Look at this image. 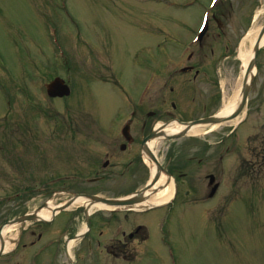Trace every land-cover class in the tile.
Here are the masks:
<instances>
[{
    "label": "rangeland",
    "instance_id": "1",
    "mask_svg": "<svg viewBox=\"0 0 264 264\" xmlns=\"http://www.w3.org/2000/svg\"><path fill=\"white\" fill-rule=\"evenodd\" d=\"M208 3L209 0H0V170L9 176L22 175L16 162L6 161L10 157L20 159L21 155L26 158L28 148L32 151L41 146L51 156L55 151H59L58 158L61 153L65 159L75 154L86 163V156L78 155L71 137L63 136L65 131L56 128L76 124L83 129H102L98 138L105 139L107 121L120 114L119 110L127 109L128 102L133 103L148 70L165 61L169 71L165 69L166 75L157 82L149 107H163L184 121L217 114L223 101L242 86L239 48L249 50L253 38H246L243 44L245 36L254 31L255 44L263 37L264 0H220L209 30L201 44H196L193 39ZM55 41L62 47L67 63L58 60L60 63L51 66L54 71L50 72L47 64H54ZM155 46H161V51L157 52ZM259 47L245 103L249 115L228 141L232 151L235 146L241 149L240 158L230 153L219 163L214 154L209 171L206 164H200L199 169L196 163L188 170H200L202 176L195 182L197 186L201 183L199 197L203 198L208 193L205 175L218 172L224 165L226 177L220 195L210 203L201 201L191 206H184L185 196H179L172 207L170 243L161 244L157 237L156 244L150 240V253H143L139 264H264V189H259L264 188V45ZM186 48L191 50L190 60L183 62L187 68L172 74L183 66L178 59H183L180 54ZM67 65L73 66V71ZM111 65L119 86L107 83L115 79L111 77ZM217 69L221 87L214 80ZM35 71H43V77L30 79L28 74L32 77ZM67 71L74 77L71 96L49 100L43 79L54 78L55 74L67 77ZM95 71L103 82L91 74ZM171 87L177 88L174 99L178 108L174 111L162 102L170 99L167 95ZM6 96H11L10 101ZM230 126L237 125L233 122L202 137L181 138L172 146L177 154L189 146L185 157L196 155L192 147H198L193 140L214 142L226 135ZM31 159L41 160L34 154ZM65 164L55 162L48 174L67 169ZM46 166L36 162L42 171ZM12 181L6 180V185L0 181V223L25 209L13 196L16 186L10 185ZM34 197L37 205L41 203L40 196ZM136 218L139 223L140 217ZM4 263L5 258L0 260V264Z\"/></svg>",
    "mask_w": 264,
    "mask_h": 264
},
{
    "label": "flooded vegetation",
    "instance_id": "2",
    "mask_svg": "<svg viewBox=\"0 0 264 264\" xmlns=\"http://www.w3.org/2000/svg\"><path fill=\"white\" fill-rule=\"evenodd\" d=\"M178 69L182 67L173 72L177 73ZM197 72L195 78H198ZM169 89L170 94L167 96L170 99L162 102L172 107L176 101L174 99L176 88ZM174 106L176 109L177 106L175 104ZM142 110L144 111L140 113L139 118L130 124L128 132H122L123 124H117L113 128L107 124L108 129L103 131L105 139L98 138V133L102 132V129H83L80 125L77 127L76 124H63L61 128V131H65L63 136L71 137L73 147H78L76 149L79 151L78 155H85L87 162H80V158L75 154H68L65 159L61 153L58 158L59 151H55L57 157L56 161L53 160L52 166L55 162L65 164L64 161H66L67 169L59 170L53 176L42 180V184L54 178L59 179V182L45 186L44 190L37 194L44 199L53 198L55 202H65L72 194H102L115 198L135 191L150 174V166L146 164L142 153L145 137L161 118L166 122L173 118L172 112L163 110V107H149V102ZM89 130L91 132H87ZM64 140L69 141V139ZM225 142L226 139L221 140V143ZM236 149L235 146L233 151ZM224 151L232 152V144ZM165 168L176 178H194L200 174L199 171H186L187 166L181 162L167 161ZM223 172L221 170L220 174ZM26 190L31 195L36 193L31 187ZM182 190L190 193L192 188L182 186ZM22 202L26 203L28 199ZM160 213L167 216L162 217L167 224L165 230H160V233H163L160 236L161 238L169 237L168 233L171 234L170 226L174 216L172 211L169 213H164L161 209L151 211L146 216L152 219L141 225L136 224L134 214L130 212L105 213L99 218L91 217L87 220L82 208L70 212L64 211L50 222H30L21 226L17 238L13 239L12 250L0 259H6L4 264H27L30 254L35 251H44L35 264L47 262L50 264L53 258L56 259L55 264H70L68 245L75 240L70 252L74 255L76 264H112L109 260L116 262L113 264H129L132 258H136V254L141 253L140 249L145 248L149 236L153 240H156L155 237L159 239L157 224L149 222L161 217ZM148 232L149 235H147Z\"/></svg>",
    "mask_w": 264,
    "mask_h": 264
},
{
    "label": "bare ground",
    "instance_id": "3",
    "mask_svg": "<svg viewBox=\"0 0 264 264\" xmlns=\"http://www.w3.org/2000/svg\"><path fill=\"white\" fill-rule=\"evenodd\" d=\"M254 31H251L249 33H247V35L245 36L244 38V41H243V44L245 43L246 38H250L251 36L253 37L251 40H250V43H251V47L248 49H242V48H239V53H238V57L239 59L242 61V72L244 73L245 70L247 69V66H248V63L250 62V60L252 59L253 57V51H254V44L256 42V39H257V34L254 35ZM261 45H264V35L261 39ZM242 96H241V93H240V88L237 89V92L233 95V97H231L230 99H226L224 102H223V105H222V109L220 110L218 116L220 117H227L228 115H230L231 113L235 112L236 108H238L240 106V101L242 100ZM238 119L232 121V122H226V123H213V125L207 127V126H201V125H198V126H194L192 127L190 130H189V134H193V135H200L203 131V128L207 127L208 129H211L210 131H214L216 128H220L221 126H224V125H228V124H231L233 122H237ZM182 127L180 126H176V125H173V126H168V127H162L161 130L165 133H172V132H175V131H178V130H181ZM207 129V130H208ZM156 145V141H152L149 146H150V149H153V147ZM147 155H148V158L150 159V156L147 152ZM161 180L159 182V184L163 183V181H165V177L162 175L161 176ZM172 194V190L170 188H167L165 189L164 191L160 192L158 195L154 196V197H151L149 199H146L145 201L142 200V198L140 200H136L135 201V204L137 205L138 202L141 203V201H143V203L141 204L143 208V206L149 204V203H161V202H165V201H168V197L171 196ZM144 198H146V196H144ZM78 202H81V199L78 201ZM95 206L97 207H103L102 204H95ZM41 214V218H45V219H48L49 217L46 216L49 214V212L46 210L44 211H41L40 212ZM48 217V218H47ZM9 229H11V226L10 227H7Z\"/></svg>",
    "mask_w": 264,
    "mask_h": 264
},
{
    "label": "water",
    "instance_id": "4",
    "mask_svg": "<svg viewBox=\"0 0 264 264\" xmlns=\"http://www.w3.org/2000/svg\"><path fill=\"white\" fill-rule=\"evenodd\" d=\"M264 33V29H263V31H262V34ZM261 34V35H262ZM256 52H257V48H256V50H255ZM254 62H255V60H253L252 61V63L250 64V68L254 65ZM58 85V84H57ZM59 86V85H58ZM64 88L63 87H58V93L60 94V95H63V94H65V92H64ZM247 91H248V87L246 86L245 87V91H244V93H245V95H246V93H247ZM219 121V119H216V118H212V119H207V120H203V121H201V122H218ZM192 124H188V126L190 127ZM158 134H154V136H157Z\"/></svg>",
    "mask_w": 264,
    "mask_h": 264
}]
</instances>
